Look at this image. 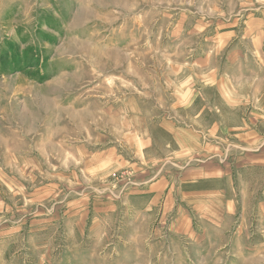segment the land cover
I'll return each instance as SVG.
<instances>
[{
  "label": "rangeland",
  "instance_id": "374dc122",
  "mask_svg": "<svg viewBox=\"0 0 264 264\" xmlns=\"http://www.w3.org/2000/svg\"><path fill=\"white\" fill-rule=\"evenodd\" d=\"M188 130L229 208L135 192ZM0 264H264V0H0Z\"/></svg>",
  "mask_w": 264,
  "mask_h": 264
},
{
  "label": "crops",
  "instance_id": "0c3cea01",
  "mask_svg": "<svg viewBox=\"0 0 264 264\" xmlns=\"http://www.w3.org/2000/svg\"><path fill=\"white\" fill-rule=\"evenodd\" d=\"M186 132L170 135L173 138L170 143H177L180 150H175L173 154H170L169 151L165 157L156 159L159 166L158 171L154 177L147 181L149 185L146 188L144 186L146 182L138 185L132 181L138 185L135 192L140 194L150 192L153 195L149 202L152 203L154 200L160 202L163 199V206L170 205V200L174 202L173 206L177 207L191 203L197 205V201L200 199L219 196L225 200L226 207L229 208L234 205L240 197V172L245 173L246 170H258L259 168L250 165L247 168L244 162L246 157L240 155L237 156V163L241 159L243 161L241 165L213 167L209 161L213 156L206 155L210 152L208 146H205L206 153L204 155L195 149H191V146L183 144L187 141L186 137H191L194 142H202V136L194 133L193 130ZM132 173L133 171H131ZM179 209L181 212L179 214H184L182 207ZM184 218L183 216L182 219Z\"/></svg>",
  "mask_w": 264,
  "mask_h": 264
}]
</instances>
